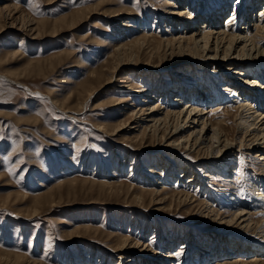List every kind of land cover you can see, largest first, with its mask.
Segmentation results:
<instances>
[{"label":"rangeland","instance_id":"obj_1","mask_svg":"<svg viewBox=\"0 0 264 264\" xmlns=\"http://www.w3.org/2000/svg\"><path fill=\"white\" fill-rule=\"evenodd\" d=\"M7 2L0 0V6ZM9 2L15 5L9 12L10 19L0 15V264H116L118 254L107 251L112 236L136 237L140 243H149L158 250L157 245L162 242L161 238L159 242L154 241L158 230L174 237L179 235L180 242L186 243L185 249L176 247V264H185L196 242L202 236L208 238L217 228L218 222L204 216L197 204L212 200L217 210L230 213L236 206L228 194L230 189L241 202H252L253 182H262L259 178L264 170L258 165L260 161H256L259 159L254 158L253 149L235 161L228 181L212 175L206 178L205 188L188 187L187 179L182 185L178 184L179 180L167 183L160 176L147 173L158 157L165 156L168 162L181 167L189 166L195 155H180L183 158L178 163V156L166 151V145L161 142L153 140L146 145L129 142L126 139L128 123L118 135L109 133L141 107L138 100L129 106L132 97L127 87L132 85L131 81L134 80L136 88L133 89L137 91L143 86L150 88L145 77L132 75V69L118 74L112 73V69L107 70V60L108 64L117 61L112 56H117L116 48L122 44L130 53L132 42L136 40L160 43L164 31L169 30L168 38L183 34V30L179 32L167 22L161 23L167 11V0ZM233 3L235 0L231 5ZM259 10H255V14ZM117 12L125 15L115 19ZM25 14L27 19L37 23L36 29H23L22 15ZM226 17L228 14L221 23ZM239 18L242 22L234 21L231 30L244 26L246 18L243 14L240 17V12ZM114 19L120 23H113ZM156 19L160 20L158 25L161 27L155 25L154 28ZM122 22L132 28L124 27ZM119 29L124 31L120 38L117 35ZM258 40L264 46L263 38ZM164 49L160 52L158 49L147 50L157 52L153 59L155 66L167 52ZM120 54L123 56V51ZM139 54L145 64L151 60L149 54ZM173 57L172 60L181 59L177 54ZM170 64L164 62L162 65ZM225 66V69L230 67L229 64ZM206 67L202 64L191 71L183 63L173 67L175 72L171 75L182 73L186 82L196 84V75H209L211 66ZM103 71L106 72L100 75V84L92 81L95 74ZM113 74L117 75L115 82L105 88ZM223 74L227 75V72ZM170 81V78H156V89H162V85ZM123 85L126 87L119 90ZM88 95L92 97L88 98ZM174 97L176 95L172 94L170 99ZM119 102L122 103L119 105ZM236 106V103L224 105L219 115L224 114L225 108L235 111ZM228 119L230 131L237 130L234 119ZM100 127L109 132H100ZM137 155L140 161L136 159ZM147 177H151L152 183L145 182ZM159 178L166 189L160 184L155 185ZM174 187L194 194L199 202L190 205L167 201L157 205L155 199V202L151 201L152 191H163L170 196L174 194ZM136 195H144L143 208L136 202ZM259 217L263 218V215ZM245 238L247 241V234ZM139 254L140 251L135 252L141 258ZM147 254L155 258L152 252ZM194 258L193 264H198L199 254ZM255 258L242 254L238 259L240 264H264V254L257 262ZM126 261H120V264H126Z\"/></svg>","mask_w":264,"mask_h":264},{"label":"bare ground","instance_id":"obj_2","mask_svg":"<svg viewBox=\"0 0 264 264\" xmlns=\"http://www.w3.org/2000/svg\"><path fill=\"white\" fill-rule=\"evenodd\" d=\"M231 3L232 0H167L165 4L167 11L163 15L164 22L161 23L167 22L172 29L183 30L184 33L168 38L166 35L169 34V30L164 31L163 40L160 43L155 40H136L132 42L131 47L133 48H130V53H128V48L125 50V45L122 44L116 48L117 56H112L117 61L114 64H108L107 60L105 66L107 70L112 69V73L117 72L118 74L123 70L132 69L134 72L132 75L138 78L145 77L146 82L148 80L147 86L150 90L143 86L142 90L137 91L133 89L134 80L131 81L134 84L127 87L129 91L131 90L128 94L132 97L129 106L132 107L134 101L138 100L140 103L138 105L141 106L138 107L139 111H132V117L126 119L120 126H115L111 132L104 127H100L99 130L104 133L109 132L111 135H118L127 126L129 130L126 131L128 133L126 139L129 142H138L141 145H146L147 142L151 144L153 140L155 143L161 142V145H166L164 147L166 151L170 150V154L174 153V156H178L176 158L179 160L178 163L183 158L180 155H195L194 161L189 166L181 165L180 167L178 165L177 167L172 162H168L165 156H159L154 167L146 169L148 174L160 176L167 183L170 180L177 183L179 180L178 184H181L184 179H187L186 186L205 188L206 178L212 177V175L228 181L230 174L234 171L235 161L245 157L253 149L255 150L252 153L255 154L254 158L259 159L256 161H260L257 164L261 165L264 170V46L260 45L258 40V38L264 40V0H235V3L232 5ZM13 7L15 5L8 0L7 3L0 6V15L10 19L9 12ZM258 8L260 10L255 14V10ZM239 12L240 17L243 14L246 18L243 22H246L243 27L239 26L236 30H231L233 22L236 20L240 22L242 19H238ZM117 13L114 15L115 19L125 15L122 12ZM226 14L228 17L221 23ZM27 17L26 14L22 15L23 29L26 27L30 30L36 29L37 23ZM137 20L135 19V21ZM135 21L133 22L136 23ZM113 23L118 25L120 22L115 20ZM161 23L156 19L153 22L154 28L155 25L161 27L158 25ZM122 24L128 29L132 28L128 23L122 22ZM186 29L189 31L187 32ZM123 32L119 29L117 33L119 38ZM156 44L159 47L158 45L156 47ZM163 47L165 48L163 51L167 52L162 54L160 65L155 66L156 63L154 64L153 59L158 54L147 50L158 49L160 52ZM122 51L123 56L120 57ZM139 52L149 54L151 60L145 64V60H142ZM175 54L181 56V59L172 60ZM164 62H171V64L165 67L162 65ZM183 63L191 71L197 70L202 64L203 67L211 66L209 68L211 71L208 76L196 75V84L189 83L184 80L182 73L174 77L171 75L175 72L173 67L183 65ZM226 64L230 65V67L227 66L228 69H225ZM106 71L95 74L92 81L101 83L102 76L100 75ZM225 71L227 75L223 74ZM116 76L113 74L107 80L106 86L104 84L102 86L107 88L108 85H113ZM162 77L170 78L171 81L162 85V89H156V78L158 80ZM127 78L126 80H129ZM123 87L126 85L120 86L118 89L122 90ZM156 93L159 94V97ZM172 94L176 97L171 100ZM139 96H141L140 99H137ZM89 97L92 95H88ZM121 100L122 98L119 101ZM159 102L162 104L159 105ZM121 103L119 102V105ZM233 103L238 105L235 107V111L225 108L224 114L219 115L220 112H223L221 110L224 105L228 106ZM220 116L222 118L219 119ZM228 118L234 119L233 121L238 126L237 130L230 131ZM237 121L240 122L236 123ZM116 129H118V133ZM237 147V151L234 150ZM182 151L184 154L181 153ZM136 159L140 161L141 158L137 155ZM150 178L147 177L148 181L145 182L152 183ZM259 179L262 182L259 180L253 182L252 198L254 200L252 202L250 200L241 202L233 196L234 192H230L231 189L229 193L226 191L231 196V201L236 205L230 213L220 211L221 209L217 210L218 208L215 203H212V200L206 199V201L203 200L204 202L197 204L198 210L205 214L204 216L212 217L218 223L211 236L208 238L202 236L196 242L190 256L186 258L185 264L195 263L194 257L197 253L199 254L198 264H240L238 258L242 254L254 255L256 258L253 260L257 262L258 257L264 254V174H261ZM164 181L160 182L159 178L155 185L160 184L165 188ZM176 187L173 189L174 194L170 196L165 195L166 193L163 191L151 190V201L155 199L157 205L166 204L167 201L172 204L180 202L190 205L199 202L195 199L194 194L191 195L182 189L184 186L180 189ZM146 193L148 192L145 191ZM144 195L135 196L140 208L145 205ZM259 202L262 204L260 205ZM258 208H261V211H258ZM256 214L263 215V218L257 217ZM155 233L154 241H158L160 238L162 240L160 246L157 245L158 250L153 249L149 243L147 245L140 243L136 237L112 236L108 240L110 245L107 247V251L118 254L116 264H120V261L125 259L127 260L126 264H176L178 259L176 247L185 249L186 243L180 242L182 240L179 235L174 237L166 232L161 233V230ZM255 235L258 236L257 239L254 238ZM172 248L175 250L173 251ZM164 250H168V252ZM139 251L142 259L135 255V252L139 253ZM147 252H152L155 258L150 257ZM89 260L91 262V259Z\"/></svg>","mask_w":264,"mask_h":264}]
</instances>
